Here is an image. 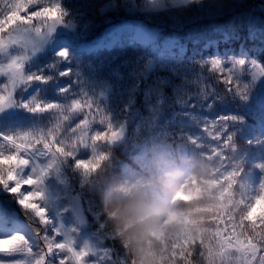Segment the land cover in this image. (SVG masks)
Listing matches in <instances>:
<instances>
[{
	"label": "trees",
	"instance_id": "1",
	"mask_svg": "<svg viewBox=\"0 0 264 264\" xmlns=\"http://www.w3.org/2000/svg\"><path fill=\"white\" fill-rule=\"evenodd\" d=\"M11 2L0 0V17ZM14 2L19 7L23 0ZM53 2L60 5L61 20L51 24L38 19L31 27H42L44 35L66 36L63 83L56 84L62 62L52 52L24 65V54L14 47L0 50V91L12 92L11 102L0 108V132L46 137L55 131L59 139H70L71 130L88 115L86 143H80L74 156H58L73 192L81 196L87 228L104 234L115 264H185L179 258L188 252L185 238L214 246L209 240L216 228L212 222L232 204L228 188L216 184L215 168L239 171L238 187L246 197L261 194L264 0H192L135 14L104 12L113 2L123 7L128 0H40L41 6ZM114 20L128 24L127 34L139 23L154 29L160 44L177 38L187 51L161 52L129 37L90 52L80 49L81 42L100 38ZM9 32L0 33V39ZM207 42L208 50L203 48ZM13 58L23 65L21 86L6 68ZM149 64L151 72H146ZM37 75L46 79L27 78ZM29 81L39 85L22 103L20 89ZM106 87L112 89L108 96L102 94ZM74 100L89 102L97 111L70 110ZM38 103L57 107L32 111ZM123 122H128L130 136L121 146L90 140ZM11 150L0 139V151ZM92 157L96 163L91 167L75 165ZM5 197L0 193V199ZM16 210L39 228L36 217ZM259 211H264V200H257L250 217ZM201 250L197 243L194 252ZM195 253L189 257L193 264L201 259Z\"/></svg>",
	"mask_w": 264,
	"mask_h": 264
},
{
	"label": "snow or ice",
	"instance_id": "2",
	"mask_svg": "<svg viewBox=\"0 0 264 264\" xmlns=\"http://www.w3.org/2000/svg\"><path fill=\"white\" fill-rule=\"evenodd\" d=\"M36 5L32 10L30 8ZM63 16V12L60 5L57 2L48 4L47 6H41L40 0H23V3L19 7H15V2L12 0L8 4V11L2 14L0 17V33L5 31H22L24 33L34 30L37 34L43 32L42 27H31L36 20H42L47 23L51 21V24H55L60 21ZM5 43L0 39V50L5 48ZM65 51H61V56H66ZM217 65H214L216 67ZM7 70L11 73L12 78L15 80L22 77L23 65L19 58H13L6 66ZM223 76V73H221ZM29 80H45L46 77L42 75L29 76ZM226 82L231 84V77H227ZM7 87L6 85L4 86ZM12 92L0 91V108H3L11 102ZM27 107V105H25ZM55 104H36L32 111H46L52 108H56ZM82 109L89 114L96 112L97 110L86 101L74 100L72 102L70 110ZM64 119H67L65 116ZM89 118L85 115V119L80 122L77 128L72 129L73 138L59 139L55 131L50 132L46 137H37L32 134H23L17 136H6L3 139L7 145L11 147V151H0V161H6L0 163V184L7 186L9 182H12L10 191L21 193L25 186H34L40 183V180L32 175L18 176L17 171L21 166H25L29 161L22 156V150H28L33 145H43L45 149H50L57 156L70 157L74 156L76 148L80 145L81 138L76 134L83 135V130L87 127ZM113 129L109 125L108 129L104 132H97L90 136V140L93 143H99L106 140L113 134ZM19 141V142H18ZM222 160L227 157H222ZM80 163H88L91 167L96 163L95 157L86 160H76L75 165ZM264 168V165H261ZM239 171L232 170L227 172H221L218 168H215L214 175L216 177V184L221 188H228L232 204L223 211L222 215H219L212 223L216 225V228L211 232L209 237L210 241H215L214 246H209L203 240L191 241L185 238L184 246L188 248L186 256L179 257L185 261V264H193V260L189 257L194 256V249L197 243L201 246V251L195 253L201 258L197 264H264V211H259L250 217V213L256 207L257 200H264V180L259 185L260 195L254 197H246V192L241 191L238 187L237 176ZM233 189H236L234 191ZM239 194V198H235ZM42 198L40 191H23L20 199V203L26 208L35 212L42 224H48L49 219L47 217V209L41 206L37 201ZM226 218V219H225ZM224 227L221 228L220 225ZM259 225V229H257ZM239 229V231H238ZM247 233V234H246ZM243 237V240L240 239ZM47 240V234H45ZM235 242V243H234ZM26 243V238L22 234H14L8 237L0 239V245H6V247H0V252L11 251L21 244ZM74 241L71 239L61 240L59 242L49 241L44 245V252L36 259L35 264H47L48 254L56 249L66 254L60 255L54 264H86V257L88 256L87 249H76ZM215 247L216 251H213ZM207 253V255H205ZM219 256L218 261L216 257Z\"/></svg>",
	"mask_w": 264,
	"mask_h": 264
},
{
	"label": "rangeland",
	"instance_id": "3",
	"mask_svg": "<svg viewBox=\"0 0 264 264\" xmlns=\"http://www.w3.org/2000/svg\"><path fill=\"white\" fill-rule=\"evenodd\" d=\"M129 3L123 7L118 6L117 2L111 3L104 9V12H124L132 13L136 12H159L169 8H176L185 5L192 0H128ZM129 30L128 24L124 20H114L108 26L104 34L99 38L83 41L79 47L83 51L90 52L91 50L104 46L112 45L117 42L124 41L127 37L138 40L145 45L151 46L153 49L159 51H172L178 53H184L187 50L186 44H182L177 38L171 37L164 41L162 44L157 42V32L141 23L136 24L133 30L127 34ZM2 40L5 43V49H12L14 51L24 54V65L30 64L39 55L44 54L46 51L52 52L57 56L62 65L56 71L57 79L56 84L63 83V76L65 71L63 67L65 65L66 56H61L60 52L65 51L67 44L66 36L63 33L54 34H37L34 30H30L26 33L22 31H10ZM208 48V47H206ZM217 49V48H215ZM66 52V51H65ZM7 66V65H6ZM31 65L29 68H33ZM152 64L147 66L146 72H151ZM22 76H24V69H22ZM21 78L13 79L18 86H21L19 80ZM39 85V82L25 83L20 89L21 96L20 101L27 98ZM112 91L111 87H106L102 90V94L108 96ZM87 130L85 128L82 136V143H86ZM34 154L40 160L44 175L47 179L48 187L54 196L56 203V209L52 204L51 198L48 194L46 186L36 170L30 154L22 150V156L26 158L29 163L25 166H21L18 171V176L32 175L40 180V183L34 186H25L23 191H40L42 198L37 202L47 209V217L49 219L48 224H42L35 212L29 208H26L20 203L21 193L10 191L12 182H9L7 186L1 184L0 193L5 194L6 197L0 199V239L8 237L14 234H22L26 238V243L21 244L19 247L7 251L0 252V264H35L36 259L44 252L45 243L59 242L65 240L64 234L60 231L59 217H61L68 229L71 231V240L74 241V247L76 249H87L88 256L86 264H115L114 250L111 244H109L104 236L99 231L89 230L88 228L80 227L76 217L72 213V196L75 194L67 179V168L62 163L57 155H55L50 149H45L43 145H39L34 149ZM11 194V195H7ZM15 206H14V205ZM17 205V206H16ZM16 208L21 209L23 212H28L31 216L38 219V227H33L27 220L21 217L20 212ZM47 234V240L45 239ZM0 247H6V245H0ZM66 254L53 249L48 254L47 264H54V261L60 255Z\"/></svg>",
	"mask_w": 264,
	"mask_h": 264
},
{
	"label": "water",
	"instance_id": "4",
	"mask_svg": "<svg viewBox=\"0 0 264 264\" xmlns=\"http://www.w3.org/2000/svg\"><path fill=\"white\" fill-rule=\"evenodd\" d=\"M3 137H6V135L0 133V139L4 140ZM128 137H129V125L127 122H124L120 125V127L116 131L113 132V134L110 137L107 138L108 146L110 148L118 147V146L122 145L123 143H125L127 141ZM25 151H27L30 154V156L32 158V162H33L36 170L39 172L40 176L42 177V180L44 181L46 188L48 190V194L50 196L51 192H50L49 187L47 185L46 177L43 174L44 173L43 167H42L40 161L38 160V158L35 156V154L33 153V151L31 149H28ZM52 204L56 208V203H55L54 199L52 200ZM56 213H58L57 209H56ZM72 213L76 217L79 225L82 228H87L88 218H87L86 213L83 209L81 197L78 194H75L72 196Z\"/></svg>",
	"mask_w": 264,
	"mask_h": 264
},
{
	"label": "bare ground",
	"instance_id": "5",
	"mask_svg": "<svg viewBox=\"0 0 264 264\" xmlns=\"http://www.w3.org/2000/svg\"><path fill=\"white\" fill-rule=\"evenodd\" d=\"M50 198L52 200L54 199L52 193H50ZM58 227H59L60 231L64 234V238L65 239H71V231L68 229V227L66 226L64 220L61 217H59Z\"/></svg>",
	"mask_w": 264,
	"mask_h": 264
}]
</instances>
